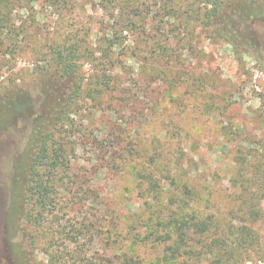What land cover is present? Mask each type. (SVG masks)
<instances>
[{
	"label": "rangeland",
	"instance_id": "374dc122",
	"mask_svg": "<svg viewBox=\"0 0 264 264\" xmlns=\"http://www.w3.org/2000/svg\"><path fill=\"white\" fill-rule=\"evenodd\" d=\"M165 2L13 6L14 25L29 30L17 54L0 53V97L38 93L39 69L59 47L78 48L86 82L77 112L60 127L72 164L54 182L57 206L24 195L19 166L30 110L0 126V264H122L119 257L131 255V214L141 205L128 170L140 158L190 176L195 206L210 225L179 264L188 256L218 264L217 255L223 263L264 264V16L238 27L232 42L172 18ZM30 98L35 114L41 98ZM112 160H125L126 169Z\"/></svg>",
	"mask_w": 264,
	"mask_h": 264
},
{
	"label": "trees",
	"instance_id": "16d2710c",
	"mask_svg": "<svg viewBox=\"0 0 264 264\" xmlns=\"http://www.w3.org/2000/svg\"><path fill=\"white\" fill-rule=\"evenodd\" d=\"M21 1L0 0V53L10 56L17 54L20 48V35H28L29 25L25 24L26 29L17 28L12 19L13 6ZM198 1L205 8L197 7V0L190 4H183V0H166L165 4H169L166 6L168 13H175L172 18L185 16L187 22L194 21L209 27L214 36L232 42L239 40L238 27L264 16V0ZM79 69L78 48L59 47L47 60L46 66L39 69L35 87L38 93L30 91V95H26L14 90L10 95L0 97V126L9 122L16 113L24 114L30 110L28 119L31 127L26 156L19 170L28 179L24 195L27 192L32 200L36 199L37 204L43 207L58 205L54 182L58 181L56 177L60 172L71 169L72 163L64 155L59 133L65 119L77 112V104L84 91L86 77ZM35 95L41 98L39 111L31 114L34 107L30 97L35 100ZM141 159L132 160L128 170L133 176V189L141 199V205L131 214V255L127 258L124 253L119 259L122 264H179V258L184 254H195L196 247L192 242L196 240V235L209 233L210 225L201 220L206 215L204 217L195 206V192L189 188L192 181L190 176L184 179L182 172L177 171L178 165L171 168L159 160L146 162ZM112 163H120L125 169L127 167L125 160H112ZM73 177L76 175L73 174ZM87 193L88 200L94 201L95 197L90 195L92 193ZM124 231L123 228L120 232L122 244L127 239ZM217 256L218 264H232L230 260L223 263V256ZM187 258L189 260L190 257ZM188 260L182 264H197Z\"/></svg>",
	"mask_w": 264,
	"mask_h": 264
}]
</instances>
